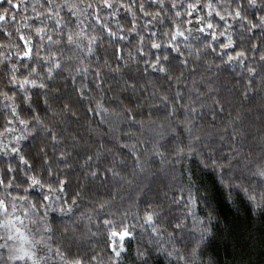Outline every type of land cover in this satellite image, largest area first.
Wrapping results in <instances>:
<instances>
[{"label": "snow or ice", "instance_id": "6c2138e0", "mask_svg": "<svg viewBox=\"0 0 264 264\" xmlns=\"http://www.w3.org/2000/svg\"><path fill=\"white\" fill-rule=\"evenodd\" d=\"M218 197L264 254V0H0V264H217Z\"/></svg>", "mask_w": 264, "mask_h": 264}, {"label": "trees", "instance_id": "16d2710c", "mask_svg": "<svg viewBox=\"0 0 264 264\" xmlns=\"http://www.w3.org/2000/svg\"><path fill=\"white\" fill-rule=\"evenodd\" d=\"M134 50L135 42L132 44ZM226 79L231 80V76L227 72L223 74ZM195 167V165H193ZM74 177H79V169L74 168ZM216 216L219 217V223L216 225V230L219 233L220 238L217 239L207 250L203 259L207 261L209 257H214L217 264H264V254L261 253L259 244L257 242L255 250L247 248H236V237L239 236L242 226L247 223V212L242 205L236 206L227 204L222 197H218L215 205ZM87 211V208L84 209ZM182 210L174 208L171 215L179 216ZM200 215H205L203 209L200 211ZM216 216H214V221ZM65 222H69L67 218H64ZM58 223L60 221L58 220ZM89 227L88 222L85 220L80 224V228L77 231L78 244L82 252L87 253L91 249L97 247L103 248V245H97L95 239L90 240L87 233ZM229 230L232 231V237L228 235ZM259 237L257 235V241ZM140 241L131 240L126 243V247L129 249L125 264H135V250ZM155 264H167V261L163 258H156Z\"/></svg>", "mask_w": 264, "mask_h": 264}]
</instances>
